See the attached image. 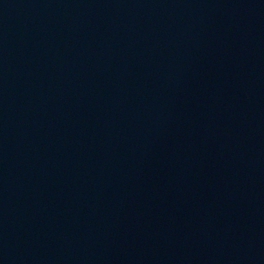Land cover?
Returning <instances> with one entry per match:
<instances>
[{"label": "water", "instance_id": "1", "mask_svg": "<svg viewBox=\"0 0 264 264\" xmlns=\"http://www.w3.org/2000/svg\"><path fill=\"white\" fill-rule=\"evenodd\" d=\"M0 264H231L0 0Z\"/></svg>", "mask_w": 264, "mask_h": 264}]
</instances>
